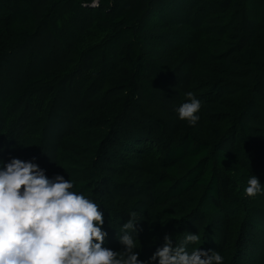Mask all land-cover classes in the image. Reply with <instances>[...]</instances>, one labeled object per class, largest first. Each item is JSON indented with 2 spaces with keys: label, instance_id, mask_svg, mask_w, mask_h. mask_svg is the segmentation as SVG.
Returning a JSON list of instances; mask_svg holds the SVG:
<instances>
[{
  "label": "trees",
  "instance_id": "16d2710c",
  "mask_svg": "<svg viewBox=\"0 0 264 264\" xmlns=\"http://www.w3.org/2000/svg\"><path fill=\"white\" fill-rule=\"evenodd\" d=\"M82 2L0 0V158L68 173L114 250L135 210L141 260L188 231L264 264V193L243 191L264 187V0Z\"/></svg>",
  "mask_w": 264,
  "mask_h": 264
},
{
  "label": "clouds",
  "instance_id": "9594fccd",
  "mask_svg": "<svg viewBox=\"0 0 264 264\" xmlns=\"http://www.w3.org/2000/svg\"><path fill=\"white\" fill-rule=\"evenodd\" d=\"M101 0H83L82 7L99 8ZM175 109L192 126L200 119L201 101L192 92ZM2 150V149H0ZM51 176L35 158H0V264H223V256L197 247L196 233L184 231L178 240L165 234L147 260L139 259L141 244L137 211L115 228L121 248L105 246L104 213L74 178ZM249 198L264 193L255 174L243 189ZM139 242V243H138Z\"/></svg>",
  "mask_w": 264,
  "mask_h": 264
}]
</instances>
